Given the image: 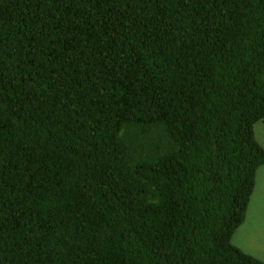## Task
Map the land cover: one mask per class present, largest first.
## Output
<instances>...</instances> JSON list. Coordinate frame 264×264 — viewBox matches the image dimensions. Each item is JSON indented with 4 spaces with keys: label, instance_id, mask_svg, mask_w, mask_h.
Segmentation results:
<instances>
[{
    "label": "trees",
    "instance_id": "trees-1",
    "mask_svg": "<svg viewBox=\"0 0 264 264\" xmlns=\"http://www.w3.org/2000/svg\"><path fill=\"white\" fill-rule=\"evenodd\" d=\"M264 0H0V264H264Z\"/></svg>",
    "mask_w": 264,
    "mask_h": 264
},
{
    "label": "rangeland",
    "instance_id": "rangeland-1",
    "mask_svg": "<svg viewBox=\"0 0 264 264\" xmlns=\"http://www.w3.org/2000/svg\"><path fill=\"white\" fill-rule=\"evenodd\" d=\"M254 133L258 143L264 148V119L254 124ZM232 241L246 253L264 261V165L258 169L256 187L245 221L235 231Z\"/></svg>",
    "mask_w": 264,
    "mask_h": 264
}]
</instances>
